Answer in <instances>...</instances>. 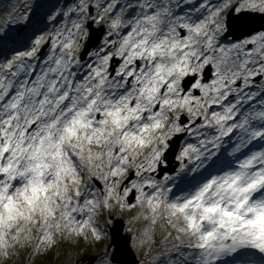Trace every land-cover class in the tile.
Segmentation results:
<instances>
[{
	"label": "snow or ice",
	"instance_id": "obj_1",
	"mask_svg": "<svg viewBox=\"0 0 264 264\" xmlns=\"http://www.w3.org/2000/svg\"><path fill=\"white\" fill-rule=\"evenodd\" d=\"M31 8L0 17V264L117 213L146 264H264V24L224 42L264 0Z\"/></svg>",
	"mask_w": 264,
	"mask_h": 264
},
{
	"label": "water",
	"instance_id": "obj_2",
	"mask_svg": "<svg viewBox=\"0 0 264 264\" xmlns=\"http://www.w3.org/2000/svg\"><path fill=\"white\" fill-rule=\"evenodd\" d=\"M236 19L230 20L233 21ZM264 18L258 16H247L242 17L237 22H240L242 28L238 31L231 28L230 32L226 35H229L234 38H239L244 34H248L254 30H258L262 25ZM111 241L109 246L113 245L114 250L112 256H114L113 262L117 264H137L135 255L129 246L130 237L126 234H122L123 222L120 219H115L111 227H109Z\"/></svg>",
	"mask_w": 264,
	"mask_h": 264
},
{
	"label": "rangeland",
	"instance_id": "obj_3",
	"mask_svg": "<svg viewBox=\"0 0 264 264\" xmlns=\"http://www.w3.org/2000/svg\"><path fill=\"white\" fill-rule=\"evenodd\" d=\"M22 1H24V0H13L12 2H13V4H16V6H21L20 8L23 9L24 7L28 6L29 4L31 5L33 2H35V1H37V0H26L25 3H21ZM35 6H36V4H34V5L32 6V8L29 9V10H32ZM16 15H17V17L19 16L18 13H17ZM2 16H3V15H2ZM117 215H122V214L117 213ZM126 215H127V214H126ZM127 216H128V215H127ZM129 227H130V225L128 224V228H129ZM85 243H88V246H90V245L93 244V242H89V241H86ZM107 243H108V240H106V239H104V238H103L101 241L96 242V244H97V246H98V248H99L100 250H105V249H106V244H107ZM59 248H60V243H59L56 247L53 248L55 254L58 253ZM135 251H137V254H138L139 257L141 258L140 264H146V259H147V258H146V257H143V256L141 255V251H140L138 248H136V247H135ZM20 257H21V256H19L18 259H19ZM24 259H25V256L23 255V257H21V261L23 262ZM36 260H37V257L34 258L33 261H27V264H29V263L32 264L33 262H37ZM17 262H19V261L16 260V264H17ZM19 263H20V262H19ZM8 264H12V261H8Z\"/></svg>",
	"mask_w": 264,
	"mask_h": 264
},
{
	"label": "trees",
	"instance_id": "obj_4",
	"mask_svg": "<svg viewBox=\"0 0 264 264\" xmlns=\"http://www.w3.org/2000/svg\"><path fill=\"white\" fill-rule=\"evenodd\" d=\"M32 264H36V263L33 262ZM39 264H55V262H54V259L52 258L42 257L41 263Z\"/></svg>",
	"mask_w": 264,
	"mask_h": 264
}]
</instances>
